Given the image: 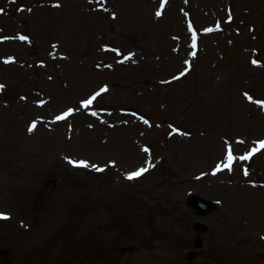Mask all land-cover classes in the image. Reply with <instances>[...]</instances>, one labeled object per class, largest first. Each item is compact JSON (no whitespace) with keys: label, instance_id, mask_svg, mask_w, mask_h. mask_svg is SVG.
Listing matches in <instances>:
<instances>
[{"label":"rangeland","instance_id":"rangeland-1","mask_svg":"<svg viewBox=\"0 0 264 264\" xmlns=\"http://www.w3.org/2000/svg\"><path fill=\"white\" fill-rule=\"evenodd\" d=\"M0 36V264H264V0H0Z\"/></svg>","mask_w":264,"mask_h":264},{"label":"snow or ice","instance_id":"snow-or-ice-1","mask_svg":"<svg viewBox=\"0 0 264 264\" xmlns=\"http://www.w3.org/2000/svg\"><path fill=\"white\" fill-rule=\"evenodd\" d=\"M164 7V4L162 3L161 4V8ZM157 17H159L161 15V12L160 11H157L156 13ZM190 30H191V26H190ZM216 30H219V25H217V29ZM206 31L208 32H211L213 31V29H206ZM18 39H20L21 41L25 40L26 37L24 36H19L17 37ZM192 47L195 48L196 47V37H195V34H193V38H192ZM192 55H195V53L193 52ZM131 57H125V59H130ZM6 63H9L11 62V60H6L5 61ZM253 63H255V61H253ZM184 75V73H181V76ZM179 77H174V79H178ZM3 86L0 85V88H2ZM107 91V88L104 87V88H101L99 92H97L95 95H93L89 100L85 101L82 103V107H88L89 105H91L93 103L94 100H96V98L103 92H106ZM262 107H264V105H262ZM72 114V110L69 109L68 112L64 113L63 115L61 116H57L56 117V120H64L67 116H70ZM95 114V113H93ZM145 123H147V121H145ZM36 128V123L33 122L29 128H28V131L29 132H32L34 129ZM264 149V141H260L259 142V145L257 148L253 149L251 152H249L246 156H242V157H239V159L241 160H247V159H250L256 152H259L260 150ZM145 152H147L148 150L147 149H144ZM235 157L233 156V150L231 148H229L227 150V154H226V162L223 164V169H227L229 171L232 170V166H233V161H234ZM69 163L73 164V166L75 167H83V168H88L90 167V165L85 162V161H79V162H76V161H72V160H69ZM92 168H94V170L96 171H103L104 169L100 168V167H97L95 165H91ZM149 167H151V164H149ZM222 166L220 164H217L216 168L212 171V175H216L218 172L222 171ZM149 170L148 167H145V168H141L133 173H130L128 174V176L126 177L127 179L129 180H132V179H135V178H139L141 177L145 172H147ZM244 175L247 176L248 175V171L245 170L244 171ZM2 219H8V217L5 215V214H2L0 213V220Z\"/></svg>","mask_w":264,"mask_h":264}]
</instances>
